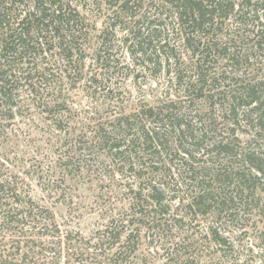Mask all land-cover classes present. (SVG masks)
<instances>
[{"label":"trees","instance_id":"16d2710c","mask_svg":"<svg viewBox=\"0 0 264 264\" xmlns=\"http://www.w3.org/2000/svg\"><path fill=\"white\" fill-rule=\"evenodd\" d=\"M85 1L0 0L1 120L12 121L27 115L30 110L39 109L46 115V125L60 133L64 143L67 137L69 139V130L66 128L69 113L67 94H63L59 88L58 92L55 91L58 98L56 103L47 98L55 94L52 86L63 85L64 79L60 72H63L69 86H74L81 78L80 63L86 55L83 40L87 35L86 31L90 30L81 14L83 6L80 5ZM107 1L125 19L135 17L131 12V1L142 3L145 0ZM146 2L150 7L144 4L146 11L136 23L139 26L140 22H146V32H142L139 27L135 31L131 27L129 31L130 43L126 52L132 61L150 64L152 72L161 69L160 55L167 44L165 40L162 43L157 39L160 32V25L157 23L162 16L167 18L166 13H169L182 30L188 31L184 41L191 51L199 48L197 34L206 32L211 36L213 34L215 40L211 43L207 40L202 52L214 50L215 57L227 61L224 70H215L209 76L210 82L202 75L199 82L221 86L220 81H227L226 85L229 86L228 83L233 81L231 85L239 88L223 89L220 93L216 92L215 87L208 91L201 89L200 97H197L206 98L211 109L204 115H198L197 120L201 124L198 129L195 127L196 122L192 123L182 116L179 109L172 108L173 104L156 110L150 107L134 114L121 115L114 118L109 126L107 123L99 124V128L95 130V140L91 138V149L99 150L98 145L104 146L108 158L121 165V169L129 164V171L133 172L136 165L139 180L142 179L139 172L150 165L152 169L149 174L159 172L155 177L159 182L150 180L144 183L142 180L135 189L129 190L130 200L92 235L83 236L69 226L63 227L56 221L51 209L33 200L27 174L23 178L0 170V264H134L142 232L162 230L164 226H169L166 217L170 215V208L165 204L166 194L168 196L170 192H174L170 189L172 183L175 187L180 185L177 182L179 173L175 175L170 169L164 172V165H160V161H152L155 157L164 156L160 151H165V148L171 151L170 157L174 155L173 158L184 162L182 176L192 177L199 189L189 199L186 218L193 221L209 213L214 214L215 224L206 228V235L218 249L217 260L225 257L226 252H231L225 250L227 246L231 248V245L229 238L225 236L227 232L224 225L226 226V218L231 217L232 224L237 220V205L246 206L251 211L256 210L260 216L264 215V91L261 89L264 79L252 82L241 79L238 73L243 65L248 67L255 54L264 50V0ZM139 8L140 5L136 4V9ZM151 8L155 9L156 16H148ZM119 19L123 18L117 17V21L107 28L106 34H112L115 24L122 23ZM230 21V26L235 28L233 31L227 29L229 24L226 22ZM98 39L95 58L98 61L103 58L108 60L107 56L116 46L102 35ZM106 53L107 56L103 57ZM48 57L55 58L56 64L62 63V68L52 64L51 69L38 70L40 63L47 61ZM23 63L25 69L21 67ZM228 66L232 68L231 72H227ZM54 69L56 73L53 72ZM57 70L60 72L57 73ZM20 88L26 89L19 91ZM204 94L208 96L202 97ZM216 113L228 123L226 127L231 138L220 139L208 145L207 127L212 132L218 129L219 117ZM37 114L41 116L39 112ZM238 120L252 132L250 137L254 144L237 147L240 141L235 138L234 128L238 125ZM149 122L154 125L151 129L147 128L148 124L150 126ZM3 133L0 129V135ZM79 143V150L82 151L83 140L80 139ZM256 143H261L262 148L257 147ZM174 144L175 148L172 147ZM202 147L206 149L207 155L212 154L221 160L218 161L219 166L216 160L212 168L196 170L194 155ZM72 150L73 148L70 151ZM69 153L59 155L55 161L59 169L63 166L62 177L77 171L70 162L72 159ZM210 163L211 160L203 165ZM157 165H160L159 168ZM198 174L209 177L208 180L218 185V188H212L210 182L195 179ZM40 176L43 192L47 194H53V183L58 188V183L63 181L61 178L60 181L53 182L48 173L45 178L41 174ZM37 181L41 185L38 179ZM211 208H215V212H211ZM186 218L175 214L170 225L178 227V230L182 229Z\"/></svg>","mask_w":264,"mask_h":264},{"label":"rangeland","instance_id":"374dc122","mask_svg":"<svg viewBox=\"0 0 264 264\" xmlns=\"http://www.w3.org/2000/svg\"><path fill=\"white\" fill-rule=\"evenodd\" d=\"M146 1L142 3L131 1V12L135 14V17L125 19L124 15L119 13L117 8H113L112 3L109 4L107 0H86L81 3L80 6H83L81 14L85 18V23L90 26L83 40L86 55L80 63L81 78L74 86H69L63 72L57 70L64 79L63 85L52 86L53 93L60 88L63 94H67L69 113L66 128L70 136L65 143L60 133L46 125L44 121L46 115L39 109L30 110L26 113L27 115L12 121L0 119V129L4 132L0 135V170L21 175L23 178L27 174L31 198L51 209L60 225L69 226L81 232L83 236L92 235L97 229L106 225L110 217L115 216L130 200L128 191L135 189L142 180L144 183L150 180L159 182L155 178L159 172L154 171L153 174H149L152 169L150 165L139 172L142 177L139 180L136 165L133 167V172L129 171V164L121 169V165L108 158V152L104 146L98 145L99 150L91 149V138L95 140V130L99 128V124L107 123L109 126L114 118L121 115L134 114L143 108L151 107L156 110L161 106L173 104L172 108L176 107L182 116L192 123L196 122L195 127L198 129L201 128L197 120L198 115H204L211 109L206 98H199V91L201 89L208 91L215 87L216 92L220 93L223 89L239 88V86L231 85L233 81L228 83L229 86L226 85L227 81L224 83L220 81L221 86H209L199 82L201 75L210 82L209 76L215 70H224L227 61L218 56L215 57L214 50L202 52L207 40H210L209 43L215 40L213 34L211 36L206 32L197 34V40H200L199 48L197 51H191L184 41L188 31L182 30L169 13H166L167 18L162 16L157 23L160 25L157 39L162 43L165 40L167 44V48L163 49L160 55L161 69L158 72H152L150 64L144 65L139 61H132L126 52L130 43L129 31L131 27L134 31L139 27L142 32H146V22H140L139 26L136 24L139 16L146 11L145 5L150 7ZM136 4L140 5L139 9H136ZM148 16H156L155 9L151 8ZM117 17L123 18L119 19L122 23L115 24L116 28L112 34H106L107 28L117 21ZM226 23L229 24L227 29L232 31L235 29L230 26L231 21ZM101 35L116 47L108 56V53L102 55L107 56L108 60L103 58L102 61H98L94 52L99 46L98 38ZM219 38L224 42L221 34ZM52 64L62 68V63L56 64L55 58L48 57L47 61H42L37 69L40 71L49 67L51 69ZM23 65L24 63L21 67L25 69L26 66ZM226 69L227 72H231L232 68L228 66ZM53 72L56 73V69ZM238 73L241 79L252 82L264 79V50L255 54L248 67L243 65ZM71 76L75 79L73 74ZM23 83L24 81L21 84ZM24 89L26 88H20L19 91ZM261 89L264 91V86H261ZM205 96L208 95L204 94L202 97ZM47 99L55 103L58 101L56 93ZM38 112L41 116L37 114ZM216 114L219 117L218 129L212 132L211 128L207 127L209 137L206 144L208 145L220 139L231 138L226 127L228 123L222 120L219 113ZM238 122L234 128L235 138L240 141L237 147L254 144L250 137L252 132L240 120ZM149 123L150 126L146 124L147 128H153V123ZM133 132L135 133V129ZM80 139L83 140L82 151L79 150ZM63 144L64 147H62ZM175 145L172 147L175 148ZM255 145L262 148L261 143ZM72 148L73 150L70 151ZM205 150L202 147L194 155L196 156L194 167L197 171L212 168L216 160L219 166L218 161H221L212 154L207 155ZM68 152L72 159L70 162L74 164L77 171L62 177L63 166L59 169L55 161L59 155ZM160 152H163L164 156L155 157L152 161L156 163L160 161V165H164V172L170 169L175 175L179 173L177 182L180 185L175 187L172 183L170 189L174 192H170L168 196L166 194L165 204L170 208V215L166 217L169 226H164L162 230L142 232L140 246L133 259L134 264H181L182 262L186 264H264V215L260 216L256 210L251 211L246 206L237 205L235 209L238 214L237 220L232 224L231 217L226 218V226L224 225V230L227 232L225 236L229 238L228 242L231 245V248L227 246L225 250L231 252H226L225 257L217 260L218 249L206 235V228L215 224L214 214L209 213L193 221L186 218L189 199L199 191L197 183H194L189 175L182 176L184 162L173 158L174 155L170 157L169 149L165 148V151L161 149ZM209 160H211L210 164L203 165ZM160 165H157L158 168ZM47 173L53 182L60 181L61 178L63 180L58 183V188L53 183V194L43 192L42 178L39 179L40 174L45 178ZM205 176L198 174L195 179L210 182L212 188H218V185L211 183V180H208L209 177ZM37 179L41 185L38 184ZM166 181L174 182L168 179ZM210 210L215 212V208ZM175 214L186 218L182 229L178 230V227L174 228L170 225L173 223L171 218Z\"/></svg>","mask_w":264,"mask_h":264}]
</instances>
